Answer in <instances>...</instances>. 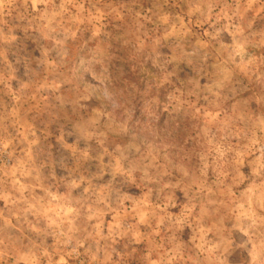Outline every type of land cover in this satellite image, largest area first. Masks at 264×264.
Masks as SVG:
<instances>
[{
    "label": "rangeland",
    "instance_id": "1",
    "mask_svg": "<svg viewBox=\"0 0 264 264\" xmlns=\"http://www.w3.org/2000/svg\"><path fill=\"white\" fill-rule=\"evenodd\" d=\"M0 264H264V0H2Z\"/></svg>",
    "mask_w": 264,
    "mask_h": 264
},
{
    "label": "clouds",
    "instance_id": "2",
    "mask_svg": "<svg viewBox=\"0 0 264 264\" xmlns=\"http://www.w3.org/2000/svg\"><path fill=\"white\" fill-rule=\"evenodd\" d=\"M0 2H2V0H0Z\"/></svg>",
    "mask_w": 264,
    "mask_h": 264
}]
</instances>
